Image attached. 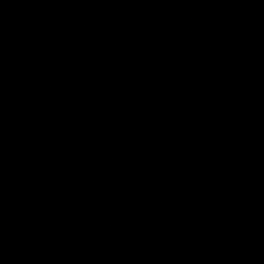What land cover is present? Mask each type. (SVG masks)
I'll use <instances>...</instances> for the list:
<instances>
[{
	"label": "water",
	"instance_id": "water-1",
	"mask_svg": "<svg viewBox=\"0 0 264 264\" xmlns=\"http://www.w3.org/2000/svg\"><path fill=\"white\" fill-rule=\"evenodd\" d=\"M0 264H264V0H0Z\"/></svg>",
	"mask_w": 264,
	"mask_h": 264
}]
</instances>
